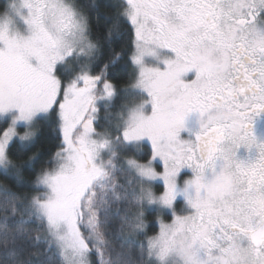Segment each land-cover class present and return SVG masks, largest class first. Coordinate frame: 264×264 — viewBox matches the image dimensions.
Wrapping results in <instances>:
<instances>
[{
  "label": "snow or ice",
  "instance_id": "snow-or-ice-1",
  "mask_svg": "<svg viewBox=\"0 0 264 264\" xmlns=\"http://www.w3.org/2000/svg\"><path fill=\"white\" fill-rule=\"evenodd\" d=\"M0 264H264V0H3Z\"/></svg>",
  "mask_w": 264,
  "mask_h": 264
},
{
  "label": "trees",
  "instance_id": "trees-1",
  "mask_svg": "<svg viewBox=\"0 0 264 264\" xmlns=\"http://www.w3.org/2000/svg\"><path fill=\"white\" fill-rule=\"evenodd\" d=\"M2 3H3V0H0V4ZM115 78L122 83L124 79L126 78V73L123 71V69H121L116 73ZM53 143L54 141H52L47 135V133H45L37 141L36 145L33 148V151L40 149V150H43L45 153H47L52 148ZM158 231H159V228L155 227L151 231H149V235L150 236L156 235Z\"/></svg>",
  "mask_w": 264,
  "mask_h": 264
},
{
  "label": "rangeland",
  "instance_id": "rangeland-1",
  "mask_svg": "<svg viewBox=\"0 0 264 264\" xmlns=\"http://www.w3.org/2000/svg\"><path fill=\"white\" fill-rule=\"evenodd\" d=\"M153 219H154V217H153ZM158 227V226H157ZM159 228V227H158Z\"/></svg>",
  "mask_w": 264,
  "mask_h": 264
}]
</instances>
